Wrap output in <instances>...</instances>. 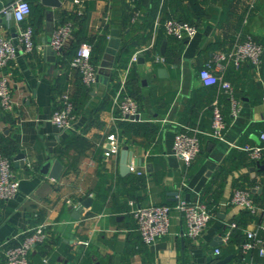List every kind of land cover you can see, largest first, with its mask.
<instances>
[{
	"label": "crops",
	"instance_id": "1",
	"mask_svg": "<svg viewBox=\"0 0 264 264\" xmlns=\"http://www.w3.org/2000/svg\"><path fill=\"white\" fill-rule=\"evenodd\" d=\"M12 1L0 0V9ZM36 1L43 11L34 33L35 47L30 53H18L10 62L14 109L7 113L0 106V144L18 180L17 193L0 200V245L9 240L17 243L25 229L43 223L47 238L29 253L30 264H212L229 254L228 264H264V255L259 253L260 247L264 248V167L256 164L264 166V147L258 159L242 148L262 145L264 0H196L205 10L199 20L191 15L196 21V32L184 39L177 62L170 64L154 59L156 53L163 54L161 45L159 52L149 50L152 59L143 56L142 63L130 59L126 63L115 62L127 0H60L59 7ZM148 2L141 0V10H146ZM187 3L168 0V7L177 12L178 6L188 9ZM72 11L85 19L83 25L78 21L80 17L75 18L78 33L75 38L79 43L87 42L92 48L97 38L104 41L95 65L98 77L106 75L108 67L99 72L101 64H110L107 82L98 79L89 94L81 89L78 71L66 57L72 35L60 52L53 49L54 53L45 52L54 27ZM27 20L28 16L21 24L25 25ZM156 24L157 21L148 43L135 50L152 46ZM17 25L11 14L0 12V30L7 37L16 40ZM112 29L119 33L114 55L106 51ZM248 37L263 47L258 70L247 61L231 69L234 65L228 59L218 67L214 54L229 52L236 41ZM209 42H217L222 48L211 50L206 46ZM207 63L231 81L238 100L236 115L231 114V106L224 108L228 123L221 139L210 134L208 106L212 88L202 85L198 77L199 69ZM132 67L138 73V82L131 86V93L127 81ZM158 67H164L166 74L159 76ZM62 78L65 84L62 93L81 104L71 131L51 121L54 105L62 94L54 93L53 88L57 91L56 84H61ZM111 81L115 84L114 92L103 104ZM120 83L125 85L122 92L131 93L138 104L137 120L156 124L153 133L126 140L118 130L119 111L112 98ZM101 104L105 106L100 107ZM177 129L201 135L202 149L188 165L172 151ZM111 140L117 141L119 150L104 157ZM124 145L132 152L131 161L137 159L141 174L120 173L119 158ZM19 152L24 153L23 164L15 159ZM50 158L58 159L63 166L56 178L49 175L51 165L45 173L40 171ZM238 188L247 190L259 204L258 214L252 215L233 204L220 205ZM177 196L188 201H215L214 216L202 235L197 241L188 238L184 234L183 214L172 208L168 232L151 244L144 243L131 208L175 203ZM79 207L82 210L77 212ZM232 222L237 223L234 227L242 233L261 224L258 241L249 248L238 246L237 237L228 238ZM217 236L221 243L213 245ZM216 247L219 254L214 252ZM0 264H3L1 251Z\"/></svg>",
	"mask_w": 264,
	"mask_h": 264
},
{
	"label": "built area",
	"instance_id": "2",
	"mask_svg": "<svg viewBox=\"0 0 264 264\" xmlns=\"http://www.w3.org/2000/svg\"><path fill=\"white\" fill-rule=\"evenodd\" d=\"M78 2V0H74ZM130 5H133L134 0H127ZM26 6L21 9L20 6ZM1 13L11 14L17 25V38L13 40L7 37L0 30V106L3 111L11 113L14 109V100L10 93V83L12 70L10 62L18 53H30L35 47L33 29L30 25H22L21 22L28 16L30 5L27 0H14L8 5L2 6ZM79 12V11H78ZM81 12V11H80ZM79 12V13H80ZM17 13L21 15V19H17ZM71 23L63 22L54 27L50 46L55 52H60L67 39L71 35ZM166 32L178 38H190L196 32V27L187 22H180L175 19L166 21ZM150 46L139 48L134 51L130 57V61H137L138 56ZM91 45L87 42H82L77 47L74 55L70 59V66L77 69L81 74V79L85 85L94 89L98 82L97 68L91 62ZM263 53L262 45L251 37L242 41H236L229 52H216L214 54L215 61L218 67L223 60L228 59L234 67H239L244 62H249L252 67L258 70ZM154 59L158 62H163V57L159 54L154 55ZM200 83L204 86L215 85L218 90L227 93L231 106V114L236 115L238 111V100L233 95V86L231 82L224 78L219 72H216L212 66L207 63L198 71ZM124 83H120L118 89L112 98V104L119 111L120 119L135 120L134 116L139 115V107L135 99L126 92ZM73 103L68 94L62 93L57 98L54 108L51 113V121L62 129H73L75 115L72 113ZM226 128V122L220 110V105L217 99L212 102V117H211V132L215 138H222L223 131ZM262 145H244L242 148L253 158L258 159L261 155V150L264 147V130L260 133ZM119 144L115 140L109 141L108 146L104 150V157L117 153ZM201 145L198 137L193 133H188L185 130L177 129L174 134V142L172 151L178 155L185 164H189L200 152ZM29 167L32 164L27 162ZM129 171L141 174V170L131 161L128 163ZM18 190V180L12 170V162L8 156L0 150V200H6L13 197ZM132 203V202H130ZM233 204L240 209L249 211L252 215L259 213V206L253 201L250 193L242 188L235 189L231 196L225 201H221L220 205ZM175 208L183 214L185 229L184 234L197 241L202 235V232L207 227V224L212 216L211 210L202 201H188L177 196L175 204L171 207L167 204H150L144 206H134L130 212L135 220L136 228L140 234L141 240L146 244L153 243L158 237L168 232L170 226V212ZM234 222L230 223V227H234ZM246 232V240L243 241L242 247L249 248L258 241L257 230ZM47 238L44 231V224L39 223L24 230L22 238L16 244H9L5 241L0 245V251L3 257V264H30L29 253L38 244L43 243ZM227 239V235L223 237ZM215 253H220L218 247L214 248ZM260 255H264V248L260 247ZM261 264V263H255Z\"/></svg>",
	"mask_w": 264,
	"mask_h": 264
},
{
	"label": "trees",
	"instance_id": "3",
	"mask_svg": "<svg viewBox=\"0 0 264 264\" xmlns=\"http://www.w3.org/2000/svg\"><path fill=\"white\" fill-rule=\"evenodd\" d=\"M30 5V12L28 14V20L26 24L30 25L33 29V37L36 30V27L38 26V22L40 21V18L42 16V6L36 1V0H27ZM146 1V0H145ZM149 1L146 5V10H141L140 3L141 0H134L133 5H130V3L127 2L126 12L124 14L125 19H123V33L121 42L119 45V48L115 55V62L116 63H126L130 59L131 55L133 54L134 50L138 47H140L142 44H147L151 37V32L154 28L155 21H157L156 26V33L153 37V44L150 48L143 51V56L145 58H151L149 50H154V52H159V46L162 44V42L165 40V49L163 54L161 55L163 57V62L166 64L175 63L177 62L178 56L180 55V52L182 50L183 41L185 38H178L172 34H168L166 32V21L169 19H175L180 22H188L192 25H196V21L191 18L192 14L195 16H198V20L201 19V14H203L204 10L200 5L199 1L196 0H186L188 2V9L184 6H178V11H173L172 8L168 7V0H147ZM177 4L181 3L183 0H175ZM203 2V0H201ZM200 1V3H201ZM161 2V3H160ZM81 15H78L75 11H72L71 13L67 14V17L64 18L61 23L63 22H70L71 23V35L73 36L72 40L70 41V44L68 46V54L66 55L67 58L71 59V57L74 55L77 47L79 46V40H77L75 37L77 36V24H75L76 17H80L78 19L80 24L85 25V19L84 17H81ZM133 17V18H132ZM197 20V19H196ZM197 26V25H196ZM108 27V26H107ZM107 29V28H106ZM105 29V30H106ZM76 30V31H75ZM141 30V33H140ZM84 31V27L80 29L79 33L82 34ZM105 32H108L106 30ZM261 44V43H260ZM93 53H91V62L95 66L97 65V58L102 53V49L104 46V41L100 38H97L96 44H92ZM207 48L213 50V49H221L222 47L217 44V42H209L207 43ZM61 60V59H60ZM59 60V61H60ZM156 64L155 62H153ZM236 68L231 65V69ZM238 68V67H237ZM78 71V70H77ZM79 76V85L83 92H86L89 94L91 91V87H88L85 85L81 79V74L78 71ZM226 78V77H224ZM227 79V78H226ZM229 80V79H228ZM230 81V80H229ZM61 84H56L57 91L55 88H53L54 93H62L64 90V80L61 79ZM138 82V73L136 72L135 68L132 67L130 70V73L128 75V81L127 84L129 85V92H131V86ZM231 82V81H230ZM208 88H212V94L210 98L209 103V109L211 111V117H212V102L214 99H217L218 104L220 105V110L223 115L224 121L226 122V125L228 123V118L226 117L224 108L226 106H230V101L227 93L220 91L217 89L215 85L212 86H205ZM115 84L111 81V83L107 86V89L104 93V103L109 100L110 96L114 92ZM132 93V92H131ZM130 93V94H131ZM73 103V109L72 113L75 116H78V110H80L79 105L81 107L80 102L73 100L70 98ZM101 104L100 107H104L105 105ZM230 110V109H229ZM76 118V117H75ZM211 124V122H210ZM118 130L121 132V134L125 137L126 140H130L135 135H149L153 133L157 126L156 124L149 122V121H143V120H128V119H118L116 124ZM69 129H67L68 131ZM182 130V129H180ZM71 131V130H69ZM72 133H70L71 135ZM200 145H201V135H197ZM212 137V135H211ZM202 149V145H201ZM0 150L3 154H7L5 148L0 144ZM8 156V155H6ZM71 166V165H70ZM70 166L68 168H70ZM262 206L264 204V195L262 197ZM104 199V198H103ZM257 205H259L255 200H253ZM205 202V201H204ZM212 203V204H211ZM175 203H167L169 206H173ZM207 207L211 210L212 216H214V211L216 209V203L213 202H205ZM244 210V209H243ZM246 212H249L247 210H244ZM250 213V212H249ZM237 224V223H236ZM263 233V232H261ZM140 235V234H139ZM238 241V246H242V243L244 240H246V233L240 232V230L235 229V227L231 228L229 230L228 238H236ZM9 244H16L10 243Z\"/></svg>",
	"mask_w": 264,
	"mask_h": 264
},
{
	"label": "water",
	"instance_id": "4",
	"mask_svg": "<svg viewBox=\"0 0 264 264\" xmlns=\"http://www.w3.org/2000/svg\"><path fill=\"white\" fill-rule=\"evenodd\" d=\"M40 2L43 5L49 6V7H59L61 5V1L60 0H40ZM119 33L117 29H112L111 30V38L108 41V46L106 51L111 53L112 55L115 54L116 49L119 45ZM165 40L162 42L161 46H160V50L163 53V49L165 46ZM53 52L52 51V47L50 46V40L47 42V45L45 47V52ZM137 62H144V57L143 54L141 53L138 58H137ZM106 65L108 66L106 68V75H108L110 73V64H106V63H102L100 68H99V72H104V67H106ZM157 74L159 76L165 75L166 74V69L164 67H158L157 68ZM106 75H102L100 77H98V79L103 82L106 83L107 82V76ZM134 119L137 120L139 119V115H135ZM24 157V153L23 152H19L18 154H16L15 159L18 161L19 159V163L23 164L24 160H21V158ZM132 159V152L128 150V147L126 145L123 146V148L120 151V158H119V171L121 174H126L129 172V167H128V163L131 162ZM133 162L135 164H137V159H133ZM258 166H260L261 168L264 167L263 165H260L258 162L256 163ZM52 166L51 171L49 172V175L53 178H56L62 171V163L58 160V159H48L45 163L42 164L40 171L45 173L47 171V168L49 166ZM81 207H79L76 211L79 212L81 211ZM221 243V239L219 236H217L215 238V241L213 242V245H217ZM231 260V255H226L218 260H216L214 263L212 264H228Z\"/></svg>",
	"mask_w": 264,
	"mask_h": 264
},
{
	"label": "clouds",
	"instance_id": "5",
	"mask_svg": "<svg viewBox=\"0 0 264 264\" xmlns=\"http://www.w3.org/2000/svg\"><path fill=\"white\" fill-rule=\"evenodd\" d=\"M21 7V9H25L26 8V6H20ZM18 20L19 19H21L22 17H21V15L19 14V13H17V17H16Z\"/></svg>",
	"mask_w": 264,
	"mask_h": 264
}]
</instances>
